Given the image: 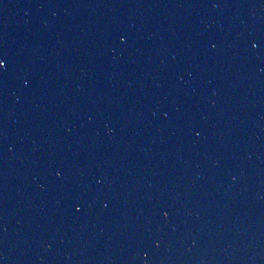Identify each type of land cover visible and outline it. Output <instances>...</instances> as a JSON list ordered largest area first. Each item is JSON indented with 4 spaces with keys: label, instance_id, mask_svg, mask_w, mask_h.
<instances>
[{
    "label": "water",
    "instance_id": "obj_1",
    "mask_svg": "<svg viewBox=\"0 0 264 264\" xmlns=\"http://www.w3.org/2000/svg\"><path fill=\"white\" fill-rule=\"evenodd\" d=\"M0 264H264V0H0Z\"/></svg>",
    "mask_w": 264,
    "mask_h": 264
}]
</instances>
